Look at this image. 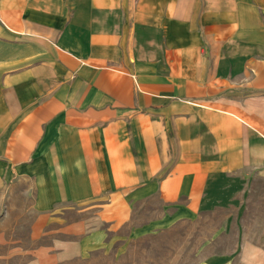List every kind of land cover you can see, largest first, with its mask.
I'll return each mask as SVG.
<instances>
[{"label": "crops", "instance_id": "1", "mask_svg": "<svg viewBox=\"0 0 264 264\" xmlns=\"http://www.w3.org/2000/svg\"><path fill=\"white\" fill-rule=\"evenodd\" d=\"M246 169L264 177V0H0V202L27 184L32 241L61 233L23 264L83 260L139 208L134 234L194 220Z\"/></svg>", "mask_w": 264, "mask_h": 264}, {"label": "rangeland", "instance_id": "2", "mask_svg": "<svg viewBox=\"0 0 264 264\" xmlns=\"http://www.w3.org/2000/svg\"><path fill=\"white\" fill-rule=\"evenodd\" d=\"M27 188V184L8 187L6 192L14 199L0 202V264H23L30 250L21 246L49 243L61 235L54 232L32 241L29 229L38 212H32L31 197L22 195ZM222 188L228 198L198 218L145 234L131 232L150 218L148 208H139L130 223L110 232L113 240L104 248L63 264H254L251 249L264 254V177L246 169ZM93 214L94 210L76 207L67 208L64 217L72 222ZM59 224L49 223L46 228L56 229Z\"/></svg>", "mask_w": 264, "mask_h": 264}]
</instances>
